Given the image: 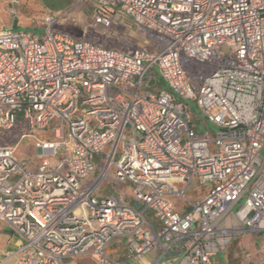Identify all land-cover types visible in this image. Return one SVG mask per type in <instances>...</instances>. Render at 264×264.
I'll return each instance as SVG.
<instances>
[{
    "label": "built area",
    "instance_id": "1",
    "mask_svg": "<svg viewBox=\"0 0 264 264\" xmlns=\"http://www.w3.org/2000/svg\"><path fill=\"white\" fill-rule=\"evenodd\" d=\"M92 1L104 27L118 12L168 42L123 52L51 28L0 29V132L37 133L34 169L17 157L26 133L0 145V221L22 239L7 260L121 264L107 248L122 241L131 257L155 252L153 264H210L235 237L264 232V0ZM181 54L222 63L196 86ZM191 98L215 135L197 137ZM112 168L133 203L98 195ZM193 178L211 187L180 213L169 196L188 200V185L172 183Z\"/></svg>",
    "mask_w": 264,
    "mask_h": 264
},
{
    "label": "rangeland",
    "instance_id": "2",
    "mask_svg": "<svg viewBox=\"0 0 264 264\" xmlns=\"http://www.w3.org/2000/svg\"><path fill=\"white\" fill-rule=\"evenodd\" d=\"M12 1L0 0V29L12 26L15 29L29 30L42 36L46 29L51 28L56 32L77 39L97 42L106 48H114L123 52L145 50L157 53L168 42L164 35L152 32L118 12H112V25L104 27L94 20L95 9L92 0H19L17 3H12ZM214 58V63H203L181 54L180 62L198 86L207 74L222 63L216 54ZM155 71L161 77L157 66H155ZM161 84L163 85L164 82ZM184 102L190 111V122L198 132L197 137H203L205 131H209L210 136L215 135L216 126L198 108L196 98L187 99ZM51 130L52 126L48 127L46 132L41 135L50 136ZM23 133H26L27 136L22 138L19 143L17 157L20 160H26L29 169H34L36 155L33 145L37 133L20 123L13 129L0 132V145H14ZM101 168L102 165H99L97 173ZM117 180L116 169L112 168L107 177L102 180L98 195L118 192L125 197L126 201L133 203L134 186L130 183L117 184ZM92 182L93 178L83 182L82 189ZM187 182L188 179H179L172 183L177 189H183L188 185L185 192L188 200L170 196L177 210L184 204L188 205L189 201H197L209 187V184H203L197 178H193L189 184ZM242 202L243 200L240 204ZM146 215L152 217L153 213L148 210ZM263 243L264 232H247V234L235 237L223 252L213 254L210 264H257L264 254V248H261ZM126 249V244L123 242L113 241L108 246L107 252L112 256L121 257ZM248 252L253 253L250 258L246 255ZM96 259L97 257L92 254L73 258L77 264H99Z\"/></svg>",
    "mask_w": 264,
    "mask_h": 264
},
{
    "label": "crops",
    "instance_id": "3",
    "mask_svg": "<svg viewBox=\"0 0 264 264\" xmlns=\"http://www.w3.org/2000/svg\"><path fill=\"white\" fill-rule=\"evenodd\" d=\"M165 88H166V85H165ZM210 187H211V184H209L208 190L210 189ZM208 190L206 191V193L208 192ZM206 193L204 195H206ZM172 197H178V196H172ZM170 198L171 197L169 196V199ZM178 198H181V197H178ZM174 205H175V203H174ZM175 207H176V205H175ZM187 209H188V205H185V204L182 205L180 207V209H178V210L176 207V210L180 213L186 212ZM245 234H247V233H245ZM21 241H22V239H21L20 235L14 229H12L7 222L0 221V264H9L11 262V260H7V254L11 251H14L18 247V245L21 243ZM261 248H264V243L261 246ZM248 253H250L251 256L253 254L252 252H248ZM155 255H156L155 252H150V253H148V254L140 257V258H134V257H131L129 255V253L126 249V252L121 257H115V256L114 257L116 259H118L121 262V264H153V262L155 260ZM73 258H67L65 260L66 264H77V262L74 261ZM97 262H98V260H97ZM161 264H166V263L164 262Z\"/></svg>",
    "mask_w": 264,
    "mask_h": 264
},
{
    "label": "trees",
    "instance_id": "4",
    "mask_svg": "<svg viewBox=\"0 0 264 264\" xmlns=\"http://www.w3.org/2000/svg\"><path fill=\"white\" fill-rule=\"evenodd\" d=\"M164 85V84H163ZM195 129V128H194Z\"/></svg>",
    "mask_w": 264,
    "mask_h": 264
}]
</instances>
